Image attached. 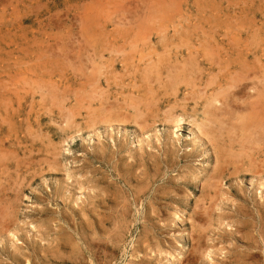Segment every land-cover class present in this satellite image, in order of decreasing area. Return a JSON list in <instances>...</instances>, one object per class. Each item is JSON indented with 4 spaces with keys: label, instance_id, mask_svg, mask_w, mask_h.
<instances>
[{
    "label": "rangeland",
    "instance_id": "rangeland-1",
    "mask_svg": "<svg viewBox=\"0 0 264 264\" xmlns=\"http://www.w3.org/2000/svg\"><path fill=\"white\" fill-rule=\"evenodd\" d=\"M263 49L264 0H0V264H264Z\"/></svg>",
    "mask_w": 264,
    "mask_h": 264
},
{
    "label": "bare ground",
    "instance_id": "bare-ground-1",
    "mask_svg": "<svg viewBox=\"0 0 264 264\" xmlns=\"http://www.w3.org/2000/svg\"><path fill=\"white\" fill-rule=\"evenodd\" d=\"M190 20H192V19H190ZM189 21V20H188ZM195 35V34H194ZM251 44V43H250ZM220 47V46H219ZM264 50V49H263ZM246 54V53H245ZM217 56V55H216ZM246 56V55H245ZM263 57H264V55H263ZM206 59V58H205ZM260 59V58H259ZM149 63V62H148ZM221 63V62H220ZM247 64V63H246ZM263 64V63H262ZM245 66V65H244ZM243 66V64H242V66H241V68L242 67H244ZM248 67V66H247ZM250 68V67H249ZM261 68V67H260ZM157 69V68H156ZM242 69H245L244 71H246V67L245 68H242ZM251 69V68H250ZM256 70V69H255ZM264 70V69H263ZM239 71V70H238ZM258 71V70H257ZM235 72H236V70H235ZM240 72V71H239ZM248 72H249V70H248ZM262 72V71H261ZM232 72H230V74H231ZM256 73H258V72H256ZM222 74V73H221ZM220 74V75H221ZM238 74V73H237ZM244 74V73H243ZM219 75V74H218ZM231 76V75H230ZM244 76V75H243ZM262 76V75H261ZM242 77V76H241ZM249 77H250V75H249ZM217 78V77H216ZM223 78H225V77H223ZM236 78V77H235ZM240 78V77H239ZM238 78V79H239ZM252 78V77H251ZM256 78H257V76H256ZM263 78H264V74H263ZM117 79H118V77H117ZM238 79H237V83H238ZM116 80V79H115ZM211 80H213V79H211ZM226 81H227V79H226ZM259 81V80H258ZM230 82V81H229ZM233 82V81H232ZM231 82V83H232ZM241 82V81H240ZM260 82V81H259ZM264 82V81H263ZM242 83V82H241ZM138 84V83H137ZM179 84V83H178ZM215 84V83H214ZM228 84V83H227ZM239 84V83H238ZM52 85V84H51ZM83 85V84H82ZM210 85V84H209ZM136 86V85H135ZM211 87H212V83H211ZM233 87V86H232ZM241 87H242V85H241ZM209 88V87H208ZM213 88H214V86H213ZM224 89V88H223ZM233 89H235V88H233ZM218 91H219V88L217 89ZM216 90V91H217ZM230 90V89H229ZM200 91V90H199ZM213 91V90H212ZM227 91V90H226ZM96 92V91H95ZM221 92V91H220ZM228 92V91H227ZM205 93H206V90H205ZM104 95V94H103ZM204 95V94H203ZM222 95V94H221ZM220 95V96H221ZM90 96V95H89ZM202 96V95H201ZM212 96H214V95H212ZM230 96V95H229ZM217 97V96H216ZM141 98V97H140ZM214 98V97H213ZM230 98V97H229ZM233 98H234V96H233ZM7 99V98H6ZM20 99H22V98H20ZM131 99V98H130ZM212 99V98H211ZM219 99V98H218ZM220 99H222V98H220ZM117 100V99H116ZM140 100V99H139ZM138 100V101H139ZM206 100V99H205ZM214 100V99H213ZM213 100H212V102H213ZM234 100V99H233ZM20 101V100H19ZM1 102V101H0ZM10 102V101H9ZM94 102V101H93ZM5 103V102H4ZM215 103V102H214ZM217 103H218V101H217ZM135 105H137V104H135ZM208 105V104H207ZM262 105V104H261ZM4 106H5V104H4ZM206 106V105H205ZM180 107V106H179ZM226 107V106H225ZM170 108V107H169ZM252 109V108H251ZM78 110V109H77ZM78 112V111H77ZM230 112V111H229ZM256 113H257V111H256ZM263 114V113H262ZM165 115V114H164ZM108 117V116H107ZM73 119V118H72ZM71 119V120H72ZM91 119V118H90ZM109 119H112V118H110V116H109ZM3 120V119H2ZM89 120V119H88ZM80 123V122H79ZM116 123V122H115ZM252 125V124H251ZM262 128V127H261ZM262 132L264 133V126H263V128H262ZM38 139V138H37ZM255 146V145H254ZM55 147V146H54ZM230 147V146H229ZM48 148V147H47ZM3 152V151H2ZM11 152V151H10ZM264 152V151H263ZM241 154H242V152H241ZM237 156V155H236ZM263 157V156H262ZM222 158V157H221ZM263 159V158H262ZM222 160H223V158H222ZM261 160V159H260ZM33 161V160H32ZM225 164H227V162L225 163ZM262 165H263V163H262ZM261 165V166H262ZM252 166V165H251ZM260 166V167H261ZM223 167V166H222ZM245 167V166H244ZM248 167V166H247ZM234 168V167H233ZM263 168V167H262ZM227 169V168H226ZM243 169V168H242ZM247 169V168H246ZM233 170V169H232ZM260 171H261V169H260ZM255 172V171H254ZM147 183V182H146ZM148 184V183H147ZM219 185V184H218ZM208 188V187H207ZM138 191V190H137ZM220 193V192H219ZM218 197V196H217ZM205 200V199H204ZM197 206V205H196ZM239 208H241V207H239ZM200 213V212H199ZM219 217V216H218ZM199 221V220H198ZM241 224V223H240ZM197 229V228H196ZM199 234V233H198ZM198 238L200 237V235L199 236H197ZM193 239V238H192ZM201 238H199V240H200ZM204 239V238H203ZM202 241V240H201ZM197 242H198V240H197ZM195 243V242H194ZM200 243V242H199ZM198 243H196V245H197ZM197 246H199V245H197ZM193 247H196V246H194L193 245ZM198 248H200L201 249V247H197L196 249H197V251H198ZM192 249H194V248H192ZM195 249V250H196ZM192 251V250H191ZM197 251H196V253H197ZM194 252V251H193ZM192 252V253H193ZM199 252V251H198ZM191 253V254H192ZM195 253V252H194ZM225 253V252H224ZM199 254L201 255V253L199 252ZM196 255V254H195ZM193 256V255H192ZM203 256V255H202ZM193 257H195V256H193ZM252 257V256H251ZM209 258V257H208ZM194 259V258H193ZM239 259V258H238ZM189 261V260H188ZM257 263V262H256ZM189 264V263H188Z\"/></svg>",
    "mask_w": 264,
    "mask_h": 264
}]
</instances>
